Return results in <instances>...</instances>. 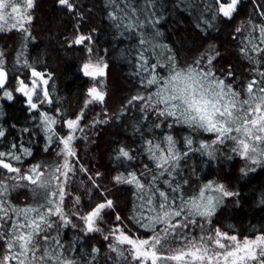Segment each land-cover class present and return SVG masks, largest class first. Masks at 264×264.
Segmentation results:
<instances>
[{"label": "snow or ice", "instance_id": "6c2138e0", "mask_svg": "<svg viewBox=\"0 0 264 264\" xmlns=\"http://www.w3.org/2000/svg\"><path fill=\"white\" fill-rule=\"evenodd\" d=\"M246 0H213L204 11L212 19L231 21ZM57 4L75 18L83 19L76 0H57ZM37 0H0V33L20 34L12 71L6 67L7 56L0 50V100L13 101L24 97L30 112L39 116L47 145L55 143V159L48 163L24 165L32 155L23 142L12 143L8 151L0 150V264H264V229L250 235L222 229L213 224L225 200L238 196L224 182L209 180L193 189L188 180H177L181 160L193 153L215 159L226 151V158H239L244 164L240 172L247 175L257 166L264 167V0H251V12L243 26H237L233 39L239 43V54L253 67L242 89L235 85L231 65L218 68L220 56L214 46L193 60L179 65L174 56L166 64L154 60L157 49L171 51L157 43L160 23L155 0H109L107 17L120 34L138 37L132 52L135 63L133 76L140 89L111 115L102 108L109 120L119 119L129 110L142 114V119L155 117L153 127L171 130L187 127L190 133L208 134V139L184 137L183 146L171 131L145 137L140 151L151 163L139 170L128 167L137 159L134 150L116 144L113 159L125 166L111 178L112 185L129 186L135 201L128 218L136 228L129 227L125 218L115 213V203L108 189L102 187V173L90 174L81 163L76 141L87 139L84 109L90 105H105L106 80L109 64L94 47L92 32L79 27L69 48H83L85 61L81 73L91 81L84 109L75 118H67L61 109L54 113L44 106L53 104L50 73L39 70L25 57L24 49L34 42L32 24ZM204 23H208L207 20ZM94 31V30H93ZM129 63L132 61L129 60ZM27 69L28 75L20 70ZM15 94V95H14ZM35 118V117H34ZM108 120L93 119L91 127ZM67 130L61 134L57 125ZM27 131V129H25ZM81 134H84L83 136ZM6 133L0 129V138ZM128 162V163H126ZM80 173L81 188L94 200L93 189L102 200L91 203L87 210L82 199L70 191ZM25 190L32 201L16 204L12 194ZM71 197L69 201L68 198ZM67 201V203H66ZM115 213L113 222L105 227V216ZM71 226L87 237L99 233L107 242V251L92 246L90 252L80 251L75 243L69 247L61 239L62 229Z\"/></svg>", "mask_w": 264, "mask_h": 264}, {"label": "trees", "instance_id": "16d2710c", "mask_svg": "<svg viewBox=\"0 0 264 264\" xmlns=\"http://www.w3.org/2000/svg\"><path fill=\"white\" fill-rule=\"evenodd\" d=\"M79 12L83 19L75 18L66 10L58 6L57 0H37L35 19L32 24L34 42H29L24 49L25 57L39 70L52 75L50 82L53 104L45 105V110L55 111L61 109L67 118L75 116L84 109L86 93L91 81L81 73V65L85 61L83 48L73 46L69 48L65 38L71 39L75 29L81 32H92L95 37L94 47L109 64L106 80L107 97L105 105H90L84 109V119L81 121L85 128L87 139L76 141L79 145L78 155L81 163L90 174L102 173L99 183L108 189V195L114 200L115 213L125 218L129 227L135 229L136 225L128 218L133 213L135 196L129 186H113L111 178L117 172L125 170V166L113 159L116 144L130 147L134 150L137 159L128 163V167L141 169L145 163H151L140 149L145 137L159 136L162 132L171 131L176 140L183 146L185 136L191 134L194 139H208V134L190 133L187 127L176 126L171 130L153 127L155 117L142 119V114L136 110H129L127 114L111 120L103 115L102 108L109 114L119 113L121 106L128 98L136 94L140 85L138 78L133 76L135 63L133 48L138 37L132 34H120L112 27L107 17L109 0H76ZM143 5L144 0H137ZM160 23L156 25L159 30L157 43L167 45L171 51L157 49L160 55L154 60L166 64V57L172 55L179 65L191 63L206 53L210 46L219 51L220 56L215 61L218 68L231 69L235 74V85L243 87L250 78V69L253 67L239 54V43L234 40L233 34L237 26H243L251 12V0L242 4L239 13L233 20L222 18L212 19L211 11H204L206 5L210 6L213 0H155ZM207 20L208 23H204ZM94 30V31H93ZM20 45V34L16 32L0 33V50L7 56L6 67L12 71L14 57ZM132 62L129 63L128 61ZM25 76L27 69L20 70ZM15 95V94H14ZM35 117V118H34ZM93 119L108 120L107 123L90 126ZM61 134L66 133L62 124L57 125ZM0 129L6 136L0 138V150L8 151L12 143L23 142L31 149L32 155L24 160L28 166L36 163H48L54 160L56 144L47 152L44 148L47 140L42 127L39 126V116L30 112L25 99L15 95L13 101L0 100ZM27 129V131H25ZM82 136L84 134H81ZM226 151L217 153L215 159L202 156L200 153L190 154L181 160L177 180L181 183L188 180L195 189L201 183L209 180L224 182L239 195L225 200L212 218L214 225L222 229L238 232L241 236L250 235L256 230L264 229V167L257 166L255 171L244 175L240 168L244 162L239 158L228 160ZM90 186L87 177L80 173L74 178L70 188L74 194L82 199V207L88 209L91 203L102 200L98 190L93 189L94 200L90 199L81 188L80 181ZM16 204H25L32 201V194L25 190H18L12 194ZM71 200V197L68 198ZM67 203V201H66ZM115 213L108 212L105 216V227L111 224ZM62 241L66 247L75 243L80 251V240L83 242V251L90 252L96 246L101 253L107 251V242L101 234L96 233L84 237L71 226L62 229ZM100 264H105L102 258Z\"/></svg>", "mask_w": 264, "mask_h": 264}, {"label": "rangeland", "instance_id": "374dc122", "mask_svg": "<svg viewBox=\"0 0 264 264\" xmlns=\"http://www.w3.org/2000/svg\"><path fill=\"white\" fill-rule=\"evenodd\" d=\"M3 34H5V33H3Z\"/></svg>", "mask_w": 264, "mask_h": 264}]
</instances>
